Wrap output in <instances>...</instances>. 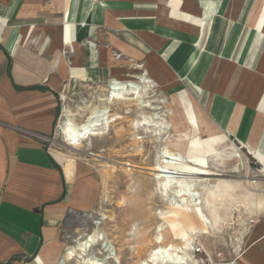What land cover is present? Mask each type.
Listing matches in <instances>:
<instances>
[{
    "label": "crops",
    "instance_id": "0c3cea01",
    "mask_svg": "<svg viewBox=\"0 0 264 264\" xmlns=\"http://www.w3.org/2000/svg\"><path fill=\"white\" fill-rule=\"evenodd\" d=\"M263 1L0 0V264L55 263L70 217L96 205L57 148L63 103L82 87L145 70L264 159ZM249 194L233 201L255 223L232 264H264V194Z\"/></svg>",
    "mask_w": 264,
    "mask_h": 264
},
{
    "label": "rangeland",
    "instance_id": "374dc122",
    "mask_svg": "<svg viewBox=\"0 0 264 264\" xmlns=\"http://www.w3.org/2000/svg\"><path fill=\"white\" fill-rule=\"evenodd\" d=\"M140 74H144L149 81L153 80L145 70ZM125 80L131 79L124 77L121 81ZM108 85L109 82L90 88L85 86L79 92L68 96L58 120L62 122L73 120L77 124L86 122L94 108L104 106L99 99L106 95L105 90H108ZM151 87L153 88L144 93L145 102L150 108L144 109L142 113L143 116L154 118L155 121H164L165 129L161 133L154 132V128L136 129L134 121L139 119L141 112L139 106L136 101H122L114 102L111 106L112 114L122 118L112 124L105 136L91 137L76 148L64 144L62 135L57 136L60 143L57 148L64 155L75 160L80 169V180L91 181L97 193V202L89 213H73L68 221V230L55 247V251L61 257L68 246L75 245V238L83 233L85 227L89 229L87 233L93 231L91 225L93 220L82 222L75 218L82 214H90L93 217L98 215L106 217L98 226L105 240L112 242L113 247L118 251L122 264H140L145 260L156 248L158 227L162 225L165 247L171 244L180 247L183 245L184 237L190 240L191 232L198 233L193 247L202 248V253L195 254L190 251L185 259L186 262L232 264L240 252L248 246L247 236L250 226L249 220L245 221L246 213L245 210H241L244 209L240 207L241 202H230L227 209H220L223 224L212 229L214 232L211 230L210 233L202 221L198 217H193L190 212L177 211L178 219L168 217L169 212L173 211L169 202L174 197V193L165 196L150 169L159 163L163 150L167 148L183 155L188 146V137L191 138L193 134L182 110L173 104L174 97L179 96L181 92L170 96L156 83ZM190 100L202 124V136L204 137L206 132L219 134L201 121L199 108L191 98ZM70 115L76 116L74 118L69 117ZM205 142L209 145V141ZM234 145L240 150L244 165L241 166L239 160L227 161L225 170L211 168L214 176L205 178L208 182L220 186L230 185L251 189L257 197L263 195L264 159L261 156L255 154L254 157L251 156L252 154L250 155L247 150L234 144L224 135L216 138L213 150L223 156L219 148H233ZM73 160L65 168L68 177L73 175ZM128 163L136 168L126 166ZM240 192L241 190L238 194ZM185 231L189 235H186ZM241 233L243 236L238 243L237 239L241 237ZM101 248L102 246L98 245L95 250ZM189 262L187 264H190Z\"/></svg>",
    "mask_w": 264,
    "mask_h": 264
},
{
    "label": "bare ground",
    "instance_id": "6f19581e",
    "mask_svg": "<svg viewBox=\"0 0 264 264\" xmlns=\"http://www.w3.org/2000/svg\"><path fill=\"white\" fill-rule=\"evenodd\" d=\"M152 81H149L144 74L134 75L128 81H121L119 78L109 81L108 90H105L106 95L99 99L100 102L104 103V106L102 108H94L86 122L80 124L75 123L73 120L60 122L63 129L61 133L62 141L66 145L76 148L91 137L105 136L112 124L122 118L119 115L112 114L111 106L114 102L122 101H136L139 106L140 116L139 119L134 121L136 129L154 128V132L161 133L165 129L164 121H155L154 118L143 116L142 113L144 109L150 108V105L145 102L144 93L153 88L151 85L155 81L154 83ZM173 104L182 110L193 135L192 137L190 136L191 138L188 137V146L183 155L167 148L163 150L159 163L153 166L150 171L153 172L158 182V187L166 194L165 196H168V193L169 195L171 192L174 193V197L169 202L173 211L169 212L168 217L178 219L177 211L190 212L193 217H198L202 221L206 230L210 233L212 229L223 224V216L221 217L220 215V209H227L228 204L233 202L234 199H247L252 191L248 189L249 193L244 190L238 194V191H235L230 186H220L208 182L205 177L214 176L211 168L225 170V165L228 164H225L227 161L239 160L240 165H244L243 156L235 145L233 148L220 147L219 150L223 156L213 150V144L220 134L206 132L205 136H202V125L186 92H181L179 96L174 97ZM75 116L70 115L69 117L75 118ZM205 141H209V145ZM126 166L136 168V166L129 163ZM178 190L180 191L177 192ZM188 217L192 218L191 216ZM75 218L82 222L93 220L91 222L93 231L87 233L89 229L85 227L82 230L83 233L75 238V245L68 246L64 254L61 257H57L56 262L52 264H122L118 251L113 247L112 242L105 240L98 226L106 219L105 216L98 215L93 217L90 214H82ZM163 230V225L158 227L155 239L156 248L140 264H187L189 261L186 262L185 259L188 253L194 249L193 244L198 233L191 232V235H189L185 231V234L191 237L190 240L184 237L182 246L171 244L165 247L163 246L165 240L162 235ZM240 236L237 242L242 238V233ZM98 245L102 246V248L95 250ZM39 260L42 263L44 262L41 258Z\"/></svg>",
    "mask_w": 264,
    "mask_h": 264
},
{
    "label": "built area",
    "instance_id": "2783aa9c",
    "mask_svg": "<svg viewBox=\"0 0 264 264\" xmlns=\"http://www.w3.org/2000/svg\"><path fill=\"white\" fill-rule=\"evenodd\" d=\"M64 124V123H63ZM60 131L61 133L63 132L62 126L60 125ZM255 223L254 220L250 219L249 220V226L253 225ZM193 253L198 254V253H202V248L195 246L194 249L192 250Z\"/></svg>",
    "mask_w": 264,
    "mask_h": 264
}]
</instances>
